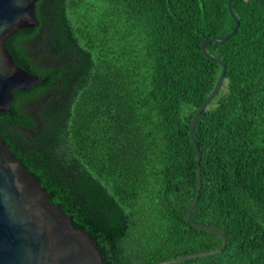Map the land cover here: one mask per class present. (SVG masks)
<instances>
[{
	"label": "trees",
	"instance_id": "1",
	"mask_svg": "<svg viewBox=\"0 0 264 264\" xmlns=\"http://www.w3.org/2000/svg\"><path fill=\"white\" fill-rule=\"evenodd\" d=\"M227 1L37 0L38 24L5 41L45 81L13 91L0 136L104 264L222 246L184 215L197 193L190 120L221 71L201 43L233 28ZM232 9L235 32L206 44L225 72L194 125L190 215L226 244L170 264H264V0Z\"/></svg>",
	"mask_w": 264,
	"mask_h": 264
},
{
	"label": "water",
	"instance_id": "2",
	"mask_svg": "<svg viewBox=\"0 0 264 264\" xmlns=\"http://www.w3.org/2000/svg\"><path fill=\"white\" fill-rule=\"evenodd\" d=\"M37 0H0V112L8 111L14 100V90H27L44 82V78L17 65L5 46L6 39L17 30L38 24L34 16ZM227 1L234 26L220 38L202 41L201 51L221 65L216 83L203 103L194 112L189 125V137L197 156V193L184 215L194 228L213 232L222 240V246L212 250L186 254L151 264H170L220 252L226 244L225 236L217 228L191 220L201 189L200 154L194 141V125L200 113L217 94L224 79L225 62L207 53L210 40L223 41L232 35L239 20ZM0 264H104L99 250L81 229L75 228L71 217L50 201L45 189L15 157L0 136Z\"/></svg>",
	"mask_w": 264,
	"mask_h": 264
}]
</instances>
